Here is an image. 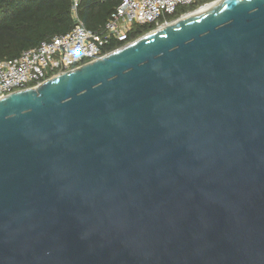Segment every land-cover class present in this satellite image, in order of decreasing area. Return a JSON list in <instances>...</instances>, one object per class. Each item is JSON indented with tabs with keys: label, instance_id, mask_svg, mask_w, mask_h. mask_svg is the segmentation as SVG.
Wrapping results in <instances>:
<instances>
[{
	"label": "water",
	"instance_id": "obj_1",
	"mask_svg": "<svg viewBox=\"0 0 264 264\" xmlns=\"http://www.w3.org/2000/svg\"><path fill=\"white\" fill-rule=\"evenodd\" d=\"M0 264H264V0L1 99Z\"/></svg>",
	"mask_w": 264,
	"mask_h": 264
},
{
	"label": "built area",
	"instance_id": "obj_2",
	"mask_svg": "<svg viewBox=\"0 0 264 264\" xmlns=\"http://www.w3.org/2000/svg\"><path fill=\"white\" fill-rule=\"evenodd\" d=\"M200 1L120 0L102 28L93 31L79 16L81 0H71L75 22L71 30L42 41L37 47L23 51L17 58L0 59V100L17 91L37 88L54 76L76 69L131 43L135 39H128V35L134 25H155L154 29L161 28L176 19L192 15L216 0L178 14L181 7L192 6ZM113 40L122 44L111 50L106 49Z\"/></svg>",
	"mask_w": 264,
	"mask_h": 264
},
{
	"label": "trees",
	"instance_id": "obj_3",
	"mask_svg": "<svg viewBox=\"0 0 264 264\" xmlns=\"http://www.w3.org/2000/svg\"><path fill=\"white\" fill-rule=\"evenodd\" d=\"M211 0H201L192 6L181 7L178 14L196 9ZM120 0H81L79 16L86 26L99 31ZM71 0H0V59H13L27 49L40 45L56 34L71 30L74 26ZM155 25H134L130 40L154 29ZM122 43L111 41V50Z\"/></svg>",
	"mask_w": 264,
	"mask_h": 264
},
{
	"label": "bare ground",
	"instance_id": "obj_4",
	"mask_svg": "<svg viewBox=\"0 0 264 264\" xmlns=\"http://www.w3.org/2000/svg\"><path fill=\"white\" fill-rule=\"evenodd\" d=\"M219 1L220 0L212 1L211 3H209V4H207V5L203 6V7H201L198 11H196L192 15H195L197 13H202V12L210 11V10H214V8L216 7V5L218 4Z\"/></svg>",
	"mask_w": 264,
	"mask_h": 264
}]
</instances>
